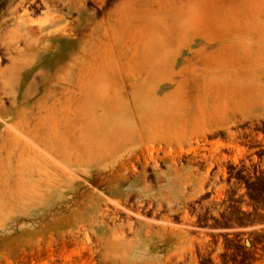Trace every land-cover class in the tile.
I'll use <instances>...</instances> for the list:
<instances>
[{"label": "rangeland", "instance_id": "374dc122", "mask_svg": "<svg viewBox=\"0 0 264 264\" xmlns=\"http://www.w3.org/2000/svg\"><path fill=\"white\" fill-rule=\"evenodd\" d=\"M50 2L47 5L51 8ZM70 2L69 6L74 8L70 12L66 7L68 3H53L52 8L57 7L58 11L54 13L41 0H0V82L10 80L9 84H0L1 102L12 110L3 92L20 95L25 102L42 88L45 93L53 84V89L60 92V84H56L55 79L58 76L73 75L79 83L89 81V88L95 92L113 91L122 104L114 105L113 112L102 113L97 119L102 126H96L100 133L102 128L109 130L112 124L129 125L137 131L130 140L126 138L124 154H127L126 163L133 165L137 174L145 175V181L139 187L147 186L148 191L141 194L153 207H163L154 219L172 218L177 227L186 226L184 229L189 231V236L163 243L156 240L139 244L125 230V239L131 240L130 246L106 249L99 239L104 233L101 231L116 227L119 221L112 224L108 219L99 218L104 224L102 228L88 224L86 220L93 217L89 196L99 200L101 210L110 205L111 200L123 202L125 185L113 187L117 189L115 194L108 191L106 182L113 166L95 168L90 174L72 167L67 171L78 179L79 184L75 187L63 181L51 195L35 200L32 205L23 200L18 205L14 202L10 211L4 210V201L0 198V264H127L119 260L116 253L138 259V264H218L224 256H231L223 252L229 247L245 256L261 249L262 253L252 257L251 261L239 260L238 263L264 264V151L251 150L260 145L264 147V41L257 48L238 33L228 41L207 31L190 30L206 23L231 31L249 27L254 11H261L264 23V0ZM55 15L68 21L63 39L71 38L75 46L69 43L55 46L60 51L58 67L52 69V73L51 69L44 72L48 79L43 84L44 77H40L43 72L37 70L44 62L38 65L26 62V70L17 60V52H24V45L18 40L14 46L17 52L13 53L5 48V43L15 33V22L25 21L35 29L44 24L43 27L53 30L47 20ZM51 47L55 48L54 45ZM208 57L231 71L227 74L230 79L224 78V82L231 81L234 88L245 92L242 96L251 98V111L255 115L244 120L234 119L227 127L233 137L229 138L221 130L225 129L223 127L212 128L199 138V150L195 149L198 154L188 150V147H197L194 141L190 146L182 142L186 153L178 154L176 142H168L166 135L171 127H175L171 130L175 134H180L181 128L185 132L192 130L191 122L188 124L190 120L185 119L203 107L196 101L202 97L201 81L204 82L207 75L217 74L201 63ZM73 68L76 76L70 73ZM33 72L36 74L25 78ZM125 74L131 79L138 75L143 85L134 90L133 86L123 84L119 80L123 81ZM193 76L195 78H191ZM93 81L97 83L94 85ZM92 97L87 108L81 105L78 114L76 122L82 128L96 121L89 108H95L98 98L95 94ZM211 118L215 120L213 116ZM9 122L3 124L10 126ZM161 137H166L165 142L158 141ZM92 146L93 150L99 149L96 155L119 151L115 141L109 142L101 135ZM148 146L153 147L151 156L158 169H154L153 161L143 150ZM209 162L213 163L211 168H208ZM0 167L1 178L3 162ZM229 178L233 180L229 181ZM197 183H201V192L194 190ZM168 201L173 204H170L171 211L165 207ZM129 203H133V199L127 201L126 209L131 208L127 206ZM119 215L124 223L128 217L132 221L138 219L124 211ZM227 235L230 237L226 238Z\"/></svg>", "mask_w": 264, "mask_h": 264}, {"label": "bare ground", "instance_id": "6f19581e", "mask_svg": "<svg viewBox=\"0 0 264 264\" xmlns=\"http://www.w3.org/2000/svg\"><path fill=\"white\" fill-rule=\"evenodd\" d=\"M51 1L52 2L49 0H41L42 4H44L47 9L54 13L58 11L56 10L57 7L56 9L52 8L53 3H59V5L60 3L62 5L68 3L66 5L68 12L74 9L69 6L71 5V0ZM47 2L52 4L51 8L50 5H47ZM208 4L213 5L210 2ZM25 10L23 12L26 14ZM260 14L261 11H254L251 18V20L253 19V23L249 27H241L235 31L224 30L220 28V26L212 25L211 23H206L202 27H193L190 28V30L200 31V33L207 31L210 34L219 35L222 40L228 41L235 38L238 33L240 36H246L249 43L259 48L260 43L264 41V23H262L263 18ZM69 23L71 22L69 21ZM67 24L68 21L65 22L64 18L60 15H55L47 20V25L49 27H54L53 30L43 27L44 24L43 26L39 25L40 27L35 29L31 27L30 24L25 23V21H17L15 25H13L15 27V33H13L15 36L12 35V39L15 41L12 39L7 41L5 43V48L10 52H17L14 46L17 44V41L20 40V43L24 45L25 49L24 52H17V60L19 63L25 67L24 63L26 62H34V65L44 62L37 70L43 72L40 73V77H44V84L48 79V76L45 77L44 72L51 69L52 73V69L58 67L57 63L59 62L57 56H59L60 53L56 48L58 44H74V40L70 37L68 40L63 39V33ZM186 29L189 30V28ZM44 37H46V39L43 41ZM51 45L56 47L52 48ZM211 53L210 51L209 54ZM68 61L70 62V60ZM201 63L205 68L216 71L217 74L207 75V79H205L204 82L201 81L200 87L202 88V97L197 98L196 101H199L203 107L197 108L194 110L197 111L196 113L191 114L185 119L186 121L190 120L188 124L191 122L190 125L193 126L192 130L185 132V130L181 128L180 130L182 132L180 134H175L172 132L175 130V127H171L169 133L166 135V137H168V142H176L178 154L182 152L186 153L183 150L184 146L182 142H186L190 146V142L194 141L197 147H188V150L195 154V151L199 150L198 144L201 142L199 138L210 132L212 128L218 129L223 127L225 129L221 130H224L230 137L232 134L231 132L228 133L227 127L234 122V119L239 118V120H244L255 115L251 111V98L242 96L245 92L239 88H234L230 83L231 81L228 80L229 82H224V78L230 79L227 74L231 71H226L223 64L213 60L211 57L205 58ZM71 66H73L72 63ZM31 68L32 67H30V69ZM74 68L73 71L72 69L70 70V73L75 71ZM66 70H68V67ZM34 74H36V72L32 74L28 73V75H25V78H30ZM74 75L76 76V74ZM226 75L227 77H225ZM191 78H195V76ZM55 79H57L58 82L56 83L55 81V83L58 85L60 84V92L53 89V84L52 87L46 88L45 93H43V88L40 89L32 97H29L30 99L27 102H25L20 95L15 96L11 92H3L12 110L4 107V102H1L0 97V165L3 162L5 166L2 169L3 173L0 178V198L4 201V210L9 209L8 211H10L14 202L18 205L22 200L25 201L26 204L32 205L35 200L49 196L52 192L59 189L63 181H68L72 187L77 186V184H79L78 179L67 171L72 167L77 168L81 172L86 171L87 174H90L95 168L110 165L113 166V169L109 174L111 176L110 179L107 182L105 181L106 185H108L107 189L109 192L114 193L117 189H113V187L120 184L125 185L122 190L124 196L123 202L119 203V201L111 200L110 205H105L104 209L100 210L98 208L99 200L93 195H90L89 210L92 212L93 217L86 220L88 224L91 223L97 228H102L104 226L103 221H99V218L108 219L112 224L119 221V223L115 225L116 227L112 229L106 228V230L104 229L105 231H101L104 232L103 236H98L106 249H122L129 247L131 240L125 239V230L132 235L133 240H135L134 242H138L139 244L146 241L150 243L156 240H158L159 243H163L165 241H173L188 237L189 231L184 229V227H186L184 224L180 225L182 228H179L177 227L178 225H175L176 223L172 221V218L160 221L153 218V216L160 211L161 205L153 207L150 201L145 202L141 192L148 191V188L147 186L139 187L141 183H144L145 175L137 174L133 165L129 166V164L126 163L127 154H124L126 153L124 151L126 149V138L130 140L131 137L137 134V131L132 130L129 125H121L118 127V124H112L109 130H104V128H102L100 133L99 127L96 126H102L100 123H97L98 117L102 113L113 112L115 110V108H113L114 105L122 104L121 99L116 97L113 91H92L88 85V83L91 84V82H86L85 80V82H83L82 80L79 83L76 77L75 79L77 80L73 78V75L71 77L67 76V78L58 76V78ZM122 79L123 81L121 79L119 81L123 84L126 83L133 86L134 90H137L143 85L138 75L131 79L130 75L125 74L122 76ZM3 83L9 84L10 80L6 79L2 83L0 82L1 85ZM95 83L97 82L93 84L95 85ZM63 84L64 86L61 87ZM109 87L111 88V84ZM92 94H95L98 98V104L95 108H89L92 114L95 115L96 121L90 123L87 128H82L80 124L78 125L76 122L78 114L81 105L87 108L86 106H88V103L93 99ZM167 95L171 96L172 93H167ZM197 96H201V93H197ZM95 110L96 112L97 110L100 112L96 113ZM206 110L211 113H206ZM212 116L215 120H212ZM7 121H10V126L3 124L7 123ZM82 131L85 133L82 134ZM87 135L88 137L86 138L85 136ZM99 135L105 136L109 142H112V140L115 141L120 152L108 153L107 155L100 153L96 155L95 152L99 149L93 150L92 143ZM108 135H110L109 138L107 137ZM166 137H161L159 140L152 139V141L158 140L165 142ZM89 138L92 139L87 140ZM152 148V146H148L143 150L153 161L154 169H158L155 159L151 156ZM172 162H174V160ZM14 185L16 189L13 188ZM194 190L201 192V183H197ZM130 198L133 199V203L127 204V206L131 208L126 209V203ZM145 203L148 207L145 206ZM134 204L135 206L133 207ZM170 204H172V201L171 203L168 201L166 204L167 206H165L169 208V211H171ZM122 211L129 215H134L138 219L132 221L130 217H128L125 219L124 223V221H121L119 215ZM149 215H152V217H148ZM190 245L192 246V243H190ZM116 254L119 260L127 264H138V259L127 258L126 255H122L121 253V255L118 253Z\"/></svg>", "mask_w": 264, "mask_h": 264}, {"label": "flooded vegetation", "instance_id": "af4514ba", "mask_svg": "<svg viewBox=\"0 0 264 264\" xmlns=\"http://www.w3.org/2000/svg\"><path fill=\"white\" fill-rule=\"evenodd\" d=\"M231 134H232V136H230L229 138L233 137V133H231ZM251 150L260 153L261 151H264V147H263V145H260L259 147L252 148ZM192 154H194V153H192ZM196 154H198V153H195L194 155H196ZM201 157H204V156H201ZM209 164H210V166H209ZM212 165H213V163L209 162L208 168H211ZM215 167L219 170V168L217 166H215ZM215 172L216 171L212 172V175L215 174ZM211 178H215V177L211 176ZM232 180H233L232 178H229V181H232ZM218 220H220V218H218ZM229 237H230L229 235L226 236V238H229ZM215 239L217 241V238H215ZM219 239H220V237H219ZM223 252L226 255L230 254L231 256H224L221 263H218V264H239L238 263L239 260H243L244 262L251 261L252 257H257L258 256L257 254L262 253L261 249H259V250L256 249V250H253V252H250L249 255H246V256L240 255V254H238V251L233 247L224 248ZM208 259H211V256H209ZM207 264H213V263H207Z\"/></svg>", "mask_w": 264, "mask_h": 264}]
</instances>
